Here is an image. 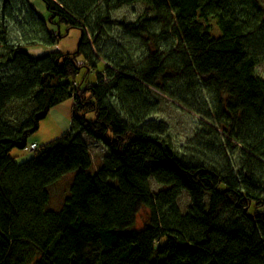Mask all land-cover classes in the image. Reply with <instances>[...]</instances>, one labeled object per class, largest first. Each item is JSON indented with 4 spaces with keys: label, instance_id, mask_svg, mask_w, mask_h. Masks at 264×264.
<instances>
[{
    "label": "trees",
    "instance_id": "obj_1",
    "mask_svg": "<svg viewBox=\"0 0 264 264\" xmlns=\"http://www.w3.org/2000/svg\"><path fill=\"white\" fill-rule=\"evenodd\" d=\"M40 1L47 18L0 0V264H264L263 0ZM136 1V21L113 18ZM62 25L83 32L78 51L27 52ZM84 69L96 84L77 83ZM153 88L202 116L188 153L148 121ZM69 98L63 136L10 155ZM87 137L108 151L94 172Z\"/></svg>",
    "mask_w": 264,
    "mask_h": 264
},
{
    "label": "rangeland",
    "instance_id": "obj_2",
    "mask_svg": "<svg viewBox=\"0 0 264 264\" xmlns=\"http://www.w3.org/2000/svg\"><path fill=\"white\" fill-rule=\"evenodd\" d=\"M29 1L35 6L36 10L40 12L41 15H44L45 18L49 17V13L47 12L45 4L42 1ZM145 10V5L140 1L126 3L123 7L114 10L113 18L136 21L137 18L141 17L144 14ZM51 26L55 31L58 29L56 25L52 24ZM61 32L64 34V36L61 38V40H59L57 45L50 47H45L42 45L28 46V53L34 56H39L40 54L49 52L50 50H62L66 53L78 51L80 44L79 41L82 37L83 32H81L77 28H72L67 32V28L64 25H62L61 27ZM114 36L115 38L113 40L119 41L120 38L117 37L118 35ZM259 68L263 70L261 66H259ZM103 69L104 64H100L97 71H103ZM86 71L87 70L84 69L77 75V83L96 84L98 82L97 72ZM153 90L156 95V102L158 107L156 109V112L152 113V116H150L148 121L154 127L160 129V131L173 142V145L177 148L179 153H188L190 148H188V146L195 145V142L198 140L197 137L200 135L201 129L199 123L202 120V116L196 111L189 109L186 105L181 104L174 98L172 99L169 95L160 93L155 88H153ZM73 102L74 99L69 98L64 100V102L54 106L49 112V114H47L46 117L43 118L39 129L33 131L32 134L29 136L27 141L28 145L22 148H13L11 150L10 155L17 157L18 161H23L30 156V153L33 150V148L31 147H35L33 146V142H36L41 145L45 142H49L54 140L55 138L63 136L71 127ZM209 131L210 129L208 128L206 131V136H210ZM86 141H88L91 152L93 153L94 165L90 168L89 171L94 172L102 164L100 160H102L104 156L108 154V151L104 144L100 141L94 140L91 137H87ZM232 157L234 158V161L237 165L236 172H239L241 170V168L239 167V162H241L243 156L241 153H239L233 155ZM245 158H247V156H245ZM74 177L75 172H69L66 176H64V179H62L61 182L56 184V187L51 188L52 200L48 204V208L57 210L62 207L63 203L61 205L60 202H62L63 199L62 196L64 194V189L68 187H66L65 185H67L69 181L71 183ZM151 182L153 190H156L160 186L156 181ZM54 203L56 205L59 203L60 204L55 206ZM177 203H179L183 211H186V209L191 203L189 194L184 192L178 199ZM139 215L140 216L138 224H142L148 217L147 209L141 211Z\"/></svg>",
    "mask_w": 264,
    "mask_h": 264
},
{
    "label": "built area",
    "instance_id": "obj_3",
    "mask_svg": "<svg viewBox=\"0 0 264 264\" xmlns=\"http://www.w3.org/2000/svg\"><path fill=\"white\" fill-rule=\"evenodd\" d=\"M33 146H36V143H33Z\"/></svg>",
    "mask_w": 264,
    "mask_h": 264
},
{
    "label": "bare ground",
    "instance_id": "obj_4",
    "mask_svg": "<svg viewBox=\"0 0 264 264\" xmlns=\"http://www.w3.org/2000/svg\"><path fill=\"white\" fill-rule=\"evenodd\" d=\"M28 52V51H27Z\"/></svg>",
    "mask_w": 264,
    "mask_h": 264
}]
</instances>
